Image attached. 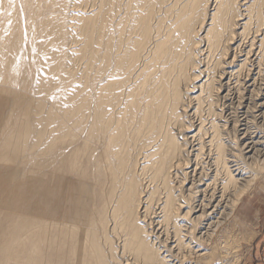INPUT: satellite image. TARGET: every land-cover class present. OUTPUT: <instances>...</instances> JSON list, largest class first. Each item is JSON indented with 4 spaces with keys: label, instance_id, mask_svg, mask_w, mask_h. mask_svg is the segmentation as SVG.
I'll use <instances>...</instances> for the list:
<instances>
[{
    "label": "bare ground",
    "instance_id": "1",
    "mask_svg": "<svg viewBox=\"0 0 264 264\" xmlns=\"http://www.w3.org/2000/svg\"><path fill=\"white\" fill-rule=\"evenodd\" d=\"M263 93L264 0H0V264L225 262Z\"/></svg>",
    "mask_w": 264,
    "mask_h": 264
},
{
    "label": "rangeland",
    "instance_id": "2",
    "mask_svg": "<svg viewBox=\"0 0 264 264\" xmlns=\"http://www.w3.org/2000/svg\"><path fill=\"white\" fill-rule=\"evenodd\" d=\"M257 91L258 90H256L255 92ZM262 97L263 98L260 101H255L253 103L254 106L253 105L251 106L252 110L250 113L251 115L249 117L250 120L249 126L251 128V132L253 133L252 135L256 137L258 136L260 137L261 135L262 136L264 135V120L263 121L261 120L264 119V96ZM233 103H234L233 104L234 107L231 110L232 112L235 109H238L237 107H235L237 106L235 100L233 101ZM258 104H261L260 108L257 106ZM219 107L220 109L223 108L221 106ZM252 121L253 122L255 121L254 124ZM258 125H261L259 126L260 128L258 127ZM256 148L260 149L262 148V145H259ZM263 151L259 155L260 156L259 159L257 157L256 160L258 161L263 160L264 158ZM263 171L264 169L261 170L262 176L260 175V173L256 174V177L260 176L261 179L258 177L255 178L254 180L255 183H253L249 191H247L243 195V197L241 198L242 201L240 200V202L236 206L237 208H235L234 210V213L230 217L226 218L225 219L226 221L224 220L216 229L212 230L214 232L212 237L213 240L219 238L220 240L219 239L218 240L221 241L220 243H223L224 241L227 240L229 241L228 243L231 242L230 245L232 244L231 245L232 250L229 252V254L226 257L227 260L225 262L224 261L221 262L220 260L219 261L215 260L214 262H212V264L214 263L215 264H264V177H263L264 172ZM210 248H211L210 243L207 242L206 244L205 242L203 244V249H205L206 251L208 250L210 251ZM192 261L194 264V262L197 261V259L193 258Z\"/></svg>",
    "mask_w": 264,
    "mask_h": 264
}]
</instances>
